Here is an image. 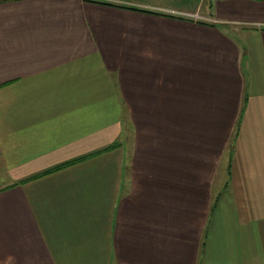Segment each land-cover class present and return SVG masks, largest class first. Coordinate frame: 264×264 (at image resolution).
<instances>
[{"label": "crops", "instance_id": "obj_1", "mask_svg": "<svg viewBox=\"0 0 264 264\" xmlns=\"http://www.w3.org/2000/svg\"><path fill=\"white\" fill-rule=\"evenodd\" d=\"M134 1L0 0V264H264V0Z\"/></svg>", "mask_w": 264, "mask_h": 264}, {"label": "rangeland", "instance_id": "obj_2", "mask_svg": "<svg viewBox=\"0 0 264 264\" xmlns=\"http://www.w3.org/2000/svg\"><path fill=\"white\" fill-rule=\"evenodd\" d=\"M126 2H135L134 0H123ZM230 2L229 0H137L136 3L148 5L147 9L155 8L157 11H160L164 14H170V10L173 9L177 11L180 15L185 17H192L193 13L198 12L200 15V10H202L203 14H209L210 12L215 11V5L219 7H223V3ZM240 2H245V0H241ZM164 7V9H162ZM166 7V8H165ZM174 12V13H177ZM184 13V14H182ZM176 14L172 15L175 16ZM195 18V17H194ZM227 159V158H226Z\"/></svg>", "mask_w": 264, "mask_h": 264}, {"label": "trees", "instance_id": "obj_3", "mask_svg": "<svg viewBox=\"0 0 264 264\" xmlns=\"http://www.w3.org/2000/svg\"><path fill=\"white\" fill-rule=\"evenodd\" d=\"M101 3H103V4H109V5H113V4L108 3V2H101ZM133 9H136V8H133ZM60 167H62V166H60Z\"/></svg>", "mask_w": 264, "mask_h": 264}]
</instances>
